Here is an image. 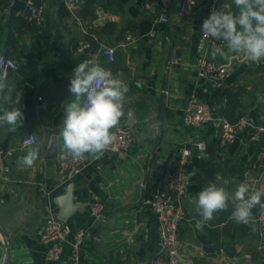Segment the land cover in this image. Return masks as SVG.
Segmentation results:
<instances>
[{
	"label": "crops",
	"instance_id": "crops-1",
	"mask_svg": "<svg viewBox=\"0 0 264 264\" xmlns=\"http://www.w3.org/2000/svg\"><path fill=\"white\" fill-rule=\"evenodd\" d=\"M34 1L43 7L41 20L34 21L36 26L18 22L30 20L25 0H0V55L13 58L17 65L32 62L17 83L15 70L9 72L11 102L0 101V107L9 110L17 104L25 115L23 126L16 131L0 125V150L8 167L0 170V260L8 245L9 264H68V246L57 260L44 257L46 246L40 234L46 216L58 212L54 199L72 182L77 208L66 221L88 230L79 264H158L152 261L159 253L160 238L150 201L159 172L177 165L179 146L201 138L204 148L194 149L184 164L188 181L181 199L185 215L178 226L183 240L179 264H263L260 257L248 256L250 246H264L263 227L254 219L252 224L230 219V206L197 230L199 217L190 197L209 181L215 182L216 173L230 194L243 182L264 192V136L251 139L244 131L220 146L217 118H226L222 113L228 106L226 92L240 89L235 113L240 111L251 125L264 124V61L252 62L238 55L212 59L211 49L222 46L212 39L208 61L225 65L227 73L219 84L200 75L203 50L198 36L206 15L202 3H187L183 13L185 0H171L169 21L161 23L158 8L146 0H92L93 16L83 15L87 0H76L73 8L65 0ZM222 5L236 11L232 0H220L218 9ZM83 41L90 46L76 51ZM105 46L114 49L112 60L103 53ZM91 57L119 74L128 86L119 126L125 125L132 111L129 127L135 140L125 152L106 150L100 159L88 157L63 181L59 157L67 153L62 141L58 139L57 158L44 155L52 131L62 126L64 105L72 100L68 87L73 69ZM192 92L210 103L214 113L213 120L197 129L182 123V108ZM28 133L36 136L40 149L31 167L18 163L35 146H20ZM95 198L104 204L96 217L89 213ZM260 207L253 208L251 216L255 218Z\"/></svg>",
	"mask_w": 264,
	"mask_h": 264
},
{
	"label": "clouds",
	"instance_id": "clouds-1",
	"mask_svg": "<svg viewBox=\"0 0 264 264\" xmlns=\"http://www.w3.org/2000/svg\"><path fill=\"white\" fill-rule=\"evenodd\" d=\"M236 11L222 7L212 8L210 15L202 22L201 32L205 37L221 41L222 46L211 49L212 59H227L238 55L252 62L264 61V0H232ZM13 87L6 75L0 71V101L11 102ZM68 91L71 102L64 105V118L59 126L57 138L73 160L83 161L88 157L100 159L117 139V129L124 115V100L128 86L114 75L112 70L101 66L98 58L91 57L77 64L69 79ZM17 105V104H16ZM11 110L0 107V125L8 131H16L23 126L25 119L21 108ZM39 143L36 142L18 163L31 167L39 157ZM215 174V182L190 199L198 214L195 227L202 230L207 221L217 212H230V219L237 223H247L252 209L264 207V192L248 182L240 183L230 194Z\"/></svg>",
	"mask_w": 264,
	"mask_h": 264
},
{
	"label": "built area",
	"instance_id": "built-area-1",
	"mask_svg": "<svg viewBox=\"0 0 264 264\" xmlns=\"http://www.w3.org/2000/svg\"><path fill=\"white\" fill-rule=\"evenodd\" d=\"M171 0H158V17L161 23L169 21L168 10ZM188 4L197 6L204 4L206 6L207 18L212 8L218 9L220 0H185ZM69 8L76 6V0H65ZM149 7L150 4L146 3ZM25 8L27 17L30 20L39 22L42 18L43 7L37 5L34 0H25ZM204 18V19H205ZM203 19V20H204ZM202 20V22H203ZM201 22V26H202ZM201 26L198 36V46L203 50L202 56L198 62V73L206 75L210 79L219 84L227 73L225 65L214 66L208 61L207 50L212 42V38L205 37L201 32ZM90 46L88 41H83L77 46L76 51L83 50ZM103 53L107 55L108 60L113 59L114 49L108 46L103 48ZM102 66V65H101ZM17 62L8 56L0 55V71L6 77L11 70H15ZM106 68L105 66H102ZM220 131L218 136V144L225 146L232 142L238 133L248 131L251 139H257L264 136V124L251 125L246 116L241 115L235 121L219 116ZM214 119L212 107L207 101L200 99L195 92L189 94L182 108V123L185 127L197 129L209 121ZM117 139L108 151L122 153L134 142V132L129 126L121 125L114 129ZM36 143V136L28 133L20 140L21 147H27ZM205 143L203 139L197 138L192 143L182 144L178 148L177 165L162 169L159 172L158 182L155 188V194L150 201L155 211L158 233L160 238L159 253L152 260L158 264H179V252L183 246V240L179 235L178 226L184 218L185 211L181 204V199L185 195L188 175L184 169V164L189 156L192 155L194 149H203ZM82 161L73 160L67 154L59 157V165L61 170V180H66L77 172ZM0 170H8L5 164V155L0 150ZM264 203V202H263ZM104 204L95 198L90 202L89 213L93 216L101 214ZM255 223L264 228V207H260L258 214L254 218ZM88 234V230L84 226L72 227L66 220L57 218L49 214L44 221V227L40 234L42 243L45 244L44 257L47 260H57L60 258L65 246L69 247L68 264H79L80 248L83 238ZM261 250L263 246H257ZM250 256V254H248Z\"/></svg>",
	"mask_w": 264,
	"mask_h": 264
},
{
	"label": "water",
	"instance_id": "water-1",
	"mask_svg": "<svg viewBox=\"0 0 264 264\" xmlns=\"http://www.w3.org/2000/svg\"><path fill=\"white\" fill-rule=\"evenodd\" d=\"M83 5L82 2H80L79 6ZM187 9V2L185 1L184 7H183V13ZM169 53H168V59H169ZM32 65V62L30 60H25L20 62L16 69V83L19 82V79L21 77H24L26 74L27 69ZM132 124V111L129 112L128 118L125 122V126H131ZM58 128H54L52 131V135L50 137V140L48 142L46 153L44 155L47 159H55L58 155ZM72 189H73V183L68 182L66 185V190L63 194L57 196L54 199V202L59 206L58 212L56 214V217L62 220H66L73 212L76 210L77 205L73 203L72 200ZM254 217L251 216L248 224L253 223ZM255 235L258 234L257 229L254 228ZM263 240H264V231L262 232ZM0 264H9V247L8 245L5 246L4 253L1 257Z\"/></svg>",
	"mask_w": 264,
	"mask_h": 264
},
{
	"label": "trees",
	"instance_id": "trees-1",
	"mask_svg": "<svg viewBox=\"0 0 264 264\" xmlns=\"http://www.w3.org/2000/svg\"><path fill=\"white\" fill-rule=\"evenodd\" d=\"M148 2L153 3L155 7H157V0H146ZM92 3V0H87L85 6L83 7V15H94V10L90 7ZM19 24H28L29 22L32 23L34 26L38 25L34 22V20H27V19H19L18 20ZM241 90H236V91H227L226 92V98L228 101V106L225 110H223V114L226 116V118L229 121H235L238 117L241 116V112L237 111L235 113V109L240 106L239 102V95L241 94ZM230 209V208H229ZM243 226L241 225V229ZM248 252L250 253L252 258L260 257L262 259V262L264 264V246L261 250H258L256 246H250L248 248ZM200 264H206V262H202Z\"/></svg>",
	"mask_w": 264,
	"mask_h": 264
}]
</instances>
